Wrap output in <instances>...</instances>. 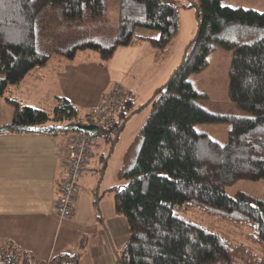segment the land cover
<instances>
[{
  "label": "trees",
  "instance_id": "1",
  "mask_svg": "<svg viewBox=\"0 0 264 264\" xmlns=\"http://www.w3.org/2000/svg\"><path fill=\"white\" fill-rule=\"evenodd\" d=\"M193 6L198 31L151 98L150 113L118 170L127 183L114 188L115 209L130 232L117 252L119 264H264V200L244 191L231 195L225 188L239 179H264V11L225 0H198ZM105 16V0H0V96L50 59L72 60L79 50L92 49L107 60L119 47L148 39L155 59L164 60L180 28L179 7L171 0H120L118 24L104 23ZM138 28L158 34L146 36ZM218 47L232 51L227 112L206 109L199 100L208 94L190 79ZM13 102L7 125L15 134H71V140L85 124L67 97H57L52 113ZM135 111L128 93L119 119L102 125L97 136L114 145ZM204 122H229L227 142L197 131ZM188 210L248 227L253 246L192 219ZM79 260V254L45 260L12 239L0 243V264Z\"/></svg>",
  "mask_w": 264,
  "mask_h": 264
},
{
  "label": "crops",
  "instance_id": "2",
  "mask_svg": "<svg viewBox=\"0 0 264 264\" xmlns=\"http://www.w3.org/2000/svg\"><path fill=\"white\" fill-rule=\"evenodd\" d=\"M262 1L225 0V3L264 10ZM151 34L143 35L155 36ZM55 63H59L61 68L62 64H68V59H55ZM43 69L27 75L7 93L14 87L19 92L25 89L37 91L41 88L37 87V81L43 82L47 77ZM119 70L125 73L127 69L122 64L112 68L114 73ZM113 80L127 83L111 73L107 76L108 85ZM127 91L134 98L133 90L128 86ZM34 94L38 95V92ZM61 94L60 91L53 94L55 103L57 97H67L71 101L68 96ZM100 96L98 94L93 101L86 102L88 111L99 101ZM11 119L1 117L0 126H8ZM70 137L71 134L50 136L39 133L15 134L10 130L0 132V243L12 239L45 260L58 254H79V264H119L117 252L129 241L130 232L126 218L116 212L114 188L124 184L118 177V170L133 138L127 145L124 143L123 147L120 146L115 154L116 163L110 172H107L109 160L114 157L116 149L110 152V158L103 164L109 146H101L98 142L95 154L79 180L76 212L72 218L61 220L55 213V206L65 171Z\"/></svg>",
  "mask_w": 264,
  "mask_h": 264
},
{
  "label": "rangeland",
  "instance_id": "3",
  "mask_svg": "<svg viewBox=\"0 0 264 264\" xmlns=\"http://www.w3.org/2000/svg\"><path fill=\"white\" fill-rule=\"evenodd\" d=\"M119 1L105 0L106 16L104 23L118 24ZM171 1L179 7L180 28L172 42L171 52L164 60L157 61L155 59L154 47L148 39L135 46L119 47L114 55L107 60H102L97 52L92 49L79 50L75 59L73 61L68 60V64H62L61 68L59 63H55V59H50L48 65L43 69L47 77L43 82L37 81V87H41L37 91L25 89L23 92H19L14 87L5 95L0 96V118H12L14 100L52 113L57 105V99L55 103L53 94L60 91V93L68 96L73 101L79 110L81 118L85 119L88 113L86 102L93 101L98 94L108 91L114 85H120L126 90L128 86V88L133 90L136 109L140 110L132 115L119 140L114 145L106 141L104 136H98L101 146H109V151L105 155L106 160H104L103 164L110 158V152L112 153L116 149L114 157L109 160L107 172H110L116 163L115 158L117 155L115 154H117L118 149L120 146L123 147L124 143L127 145L132 138H135L150 113L152 107L151 98L158 88L168 82L198 31L197 9L193 6L194 3H198V0ZM191 2L192 4H190ZM261 5H264V0ZM137 32L150 35H152L151 33L158 34L156 30L146 28H138ZM91 37H94V34ZM231 60L232 51L218 47L209 55L207 67L190 75L195 88L208 94L206 98H201L199 101L209 111L227 112L231 109L229 95ZM66 64L71 67L68 68ZM121 64L127 69L125 73H121L120 70L117 73L112 72V68H118ZM111 73L115 77L124 79L127 82H123L126 86L117 80L111 81L108 85L107 76ZM1 76H3V73L0 72ZM36 92H38V95L34 94ZM230 127L229 122H204L196 125L197 131L207 132L213 139L222 144L228 140ZM120 180L122 184L124 183L123 185L127 183L125 179ZM225 188L231 195L236 194L238 191H244L264 200V179H239L236 182L227 184ZM187 215L217 231L230 234L237 242L253 246L248 239V234L251 232L248 227H240L197 210H188Z\"/></svg>",
  "mask_w": 264,
  "mask_h": 264
},
{
  "label": "built area",
  "instance_id": "4",
  "mask_svg": "<svg viewBox=\"0 0 264 264\" xmlns=\"http://www.w3.org/2000/svg\"><path fill=\"white\" fill-rule=\"evenodd\" d=\"M127 97L128 91L120 85H114L103 92L99 101L86 114L85 124H96L99 127L114 124L119 119L122 104ZM98 142L97 134L84 130L72 134L55 206V213L61 220L72 218L76 212L79 180L93 158Z\"/></svg>",
  "mask_w": 264,
  "mask_h": 264
},
{
  "label": "water",
  "instance_id": "5",
  "mask_svg": "<svg viewBox=\"0 0 264 264\" xmlns=\"http://www.w3.org/2000/svg\"><path fill=\"white\" fill-rule=\"evenodd\" d=\"M3 130H9V126L2 127ZM80 130L90 132L92 134H97L100 130V127L96 124H82L79 126Z\"/></svg>",
  "mask_w": 264,
  "mask_h": 264
}]
</instances>
